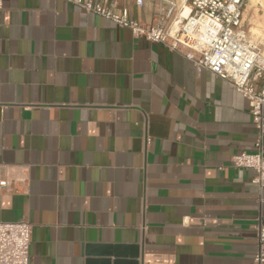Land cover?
Wrapping results in <instances>:
<instances>
[{
  "label": "crops",
  "instance_id": "0c3cea01",
  "mask_svg": "<svg viewBox=\"0 0 264 264\" xmlns=\"http://www.w3.org/2000/svg\"><path fill=\"white\" fill-rule=\"evenodd\" d=\"M254 141L246 100L182 54L64 0H3L0 223L30 224L29 264H252L264 191L230 161Z\"/></svg>",
  "mask_w": 264,
  "mask_h": 264
},
{
  "label": "built area",
  "instance_id": "2783aa9c",
  "mask_svg": "<svg viewBox=\"0 0 264 264\" xmlns=\"http://www.w3.org/2000/svg\"><path fill=\"white\" fill-rule=\"evenodd\" d=\"M85 12L99 15L133 36L161 44L183 55L197 73L210 72L240 94L248 104L255 129L254 150L231 158L235 168L252 170L259 205L264 191V30L251 24L264 17L263 0H186L183 7L169 4L163 17L150 25L130 19L127 9L105 8L93 0H64ZM146 0H135L142 7ZM3 0H0V10ZM180 20L181 22H178ZM0 194L11 190L5 166H0ZM31 226L28 223H0V264H29ZM252 264H264V224L256 225V250Z\"/></svg>",
  "mask_w": 264,
  "mask_h": 264
}]
</instances>
